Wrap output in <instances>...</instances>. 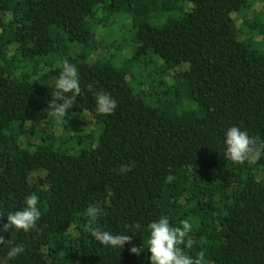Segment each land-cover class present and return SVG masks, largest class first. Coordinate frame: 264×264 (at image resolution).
I'll list each match as a JSON object with an SVG mask.
<instances>
[{"label":"trees","instance_id":"trees-1","mask_svg":"<svg viewBox=\"0 0 264 264\" xmlns=\"http://www.w3.org/2000/svg\"><path fill=\"white\" fill-rule=\"evenodd\" d=\"M120 16L131 40L109 28ZM256 34L264 40V0H0V227L32 194L41 212L30 232H0V264H151L148 225L161 217L189 221L179 247L205 264H264V154L225 159L233 126L264 143ZM65 60L81 93L57 123L46 109ZM98 92L117 101L113 114L97 115ZM84 112L100 127L91 140L69 133ZM92 205V228L132 244L102 246Z\"/></svg>","mask_w":264,"mask_h":264},{"label":"clouds","instance_id":"clouds-1","mask_svg":"<svg viewBox=\"0 0 264 264\" xmlns=\"http://www.w3.org/2000/svg\"><path fill=\"white\" fill-rule=\"evenodd\" d=\"M89 90H92L91 85H89ZM80 93L78 69L76 65L65 60L62 71L55 82V90L52 92V99L49 102L50 110L46 109L47 115L54 117L57 123L62 122ZM95 104L97 115L113 114L117 107V101L110 94L104 92L95 93ZM225 135V159L232 161L234 164L242 165L245 162H255L264 154L261 151V149H264V143L258 146L257 138L249 136L247 131L241 130L239 127L229 128ZM129 171H131L130 165H123L120 168L122 173ZM38 203L39 198L36 194L28 196L25 201L26 206L22 210L7 214L8 222L0 227V232H8L10 228H15L27 233L37 228V221L41 219V212L37 207ZM86 213L89 217V231L102 246L122 249L126 244H132V236L114 235L108 231H100L91 227L100 213L97 206H89ZM2 217H4V214L0 213V218ZM135 227L139 229L140 224L137 223ZM148 228L150 230L148 249L151 253V264H205V253L203 251L193 258L185 254L179 247L185 243V239L191 231L189 221H182L181 226H172L167 217H161L159 220L149 223ZM4 241V236L0 234V244H3ZM24 250L22 245L13 247L8 252V256L15 258ZM142 251V246L130 247V253L137 256Z\"/></svg>","mask_w":264,"mask_h":264},{"label":"rangeland","instance_id":"rangeland-1","mask_svg":"<svg viewBox=\"0 0 264 264\" xmlns=\"http://www.w3.org/2000/svg\"><path fill=\"white\" fill-rule=\"evenodd\" d=\"M123 16H120L117 18V22L115 24H112L111 26H109V28L113 29V28H117V31H119L117 34V37H119L120 35L119 34H124V36H127L130 40L132 39V35H133V30H132V26L129 25L128 23H126L125 20L122 19ZM122 19V20H121ZM121 20V21H120ZM236 21L237 23H241L242 21V15H239V16H236ZM114 34H111V36H113ZM124 36L122 38H124ZM121 39V38H119ZM118 39V40H119ZM256 39L257 40H261V41H257L255 42L256 46L264 51V40H262V35H258L256 34ZM132 50L130 49H127L124 53L122 52V54L120 55L119 53H115L116 55V58H117V62L119 64H122L124 62V57L126 55H129L130 52ZM114 56V57H115ZM138 80H140V78H138ZM72 118L74 119H79V120H82L83 121V125H81V127H72L69 131L70 134L74 135V134H77V133H80L82 135H85L86 136V139L88 140H91V135L90 134H94L95 136H98L99 132H100V127H97L96 123H95V120L93 118V116L87 112H84V113H80V114H74L72 115ZM42 124L39 123V124H34V125H30L28 126V132L27 134L25 135L24 137V140H27V139H32L34 137H38V128H42ZM63 131V128L62 127H58L56 128V135H60ZM90 142V141H89ZM88 142L85 141V143L83 144H77V147L76 149H81L83 148L84 146H87Z\"/></svg>","mask_w":264,"mask_h":264}]
</instances>
